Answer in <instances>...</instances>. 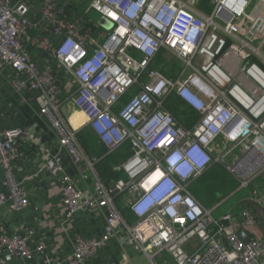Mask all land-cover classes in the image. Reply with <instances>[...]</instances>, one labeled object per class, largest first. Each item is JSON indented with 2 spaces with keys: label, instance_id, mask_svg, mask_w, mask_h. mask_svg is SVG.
Here are the masks:
<instances>
[{
  "label": "built area",
  "instance_id": "built-area-1",
  "mask_svg": "<svg viewBox=\"0 0 264 264\" xmlns=\"http://www.w3.org/2000/svg\"><path fill=\"white\" fill-rule=\"evenodd\" d=\"M36 1L0 0V72L12 68L26 79L16 80L17 89L39 93L38 116L54 136L58 151L86 174L84 179H92L91 196L85 198L69 176H60L66 218L94 209L107 212L100 238L77 239L76 263H82L120 232L126 244L136 247L152 264L163 254L173 264H264V241L243 239L231 213L214 215L216 206L203 207L189 192L190 184L212 163H223L227 155L223 151L230 142L239 141L243 147L253 142L231 167L242 178L238 190L264 177V153L259 151L261 140L264 142V72L252 62L254 58L264 62V0H210L209 15L198 8L202 0H88L82 15L94 12L99 21L109 24L104 27L106 34L98 35L103 43L91 29L99 23L82 19L79 25L75 17H69L66 8L71 0L63 6L58 5L59 0H40V22L30 23L31 5ZM145 16L150 19L145 20ZM243 25H247L244 33ZM45 29L61 38L57 45L47 37L27 35L29 30ZM28 46L48 52L57 68L71 77L76 91L70 101L107 154L125 144L130 146L132 156L117 168L126 178L117 180L112 189L96 175L97 160L86 156L77 132L62 117L55 70L49 66L38 69ZM130 49L140 58L131 56ZM223 49H228L224 54L228 63H244L241 70L253 82L241 76L248 85L257 87L251 103L245 106L251 118L242 112L233 94L237 86L243 91L245 87L231 85L230 79L222 85L212 76ZM162 52L184 65L174 79L150 68ZM134 87L136 93L119 105ZM171 95L197 113L198 119L190 128L177 125L164 108ZM19 135L16 129L0 132L1 183L8 191L3 200L16 213L28 203L15 174ZM256 136L261 140L255 141ZM157 173L159 177L149 182ZM260 186L249 198L264 213V188ZM120 195L127 196V208L136 220L133 225H128L115 207V198ZM169 208L175 211L174 216ZM240 218L241 226L252 230L254 215L244 210ZM34 235L29 229L11 236L0 232V251L23 260L46 256L43 244L30 246ZM46 264L61 263L53 259Z\"/></svg>",
  "mask_w": 264,
  "mask_h": 264
},
{
  "label": "crops",
  "instance_id": "crops-1",
  "mask_svg": "<svg viewBox=\"0 0 264 264\" xmlns=\"http://www.w3.org/2000/svg\"><path fill=\"white\" fill-rule=\"evenodd\" d=\"M67 1L59 0L58 5L63 6ZM71 3V6L66 8L67 14H69L71 19L75 17V22L80 25L82 18L79 17L87 6L88 0H71ZM40 8V0L31 5V13L28 16L30 23L40 22ZM90 22L97 24L100 21L99 19H90ZM98 25V28L104 30L103 26ZM52 34V32L47 33L45 29L42 31L29 30L27 35L30 37H47L53 44L57 45L61 38ZM27 50L31 60L38 69L42 70L44 67L49 66L55 70L57 85L60 90L58 102L61 104V114L70 128L76 132L87 128L84 118L81 117L77 108L70 101L71 95L76 91V84L71 77L66 71L57 68L56 60L48 52L39 47L29 46ZM263 51L264 48L262 50V55L264 56ZM223 62L222 59L216 65L225 73ZM252 62L264 72L262 66L264 62L262 60L254 58ZM224 75L229 78L228 75ZM240 79L245 83L247 82L242 76ZM16 80L26 82V79L23 76H17L12 68L6 67L0 72V132L8 129L20 131L18 138L19 157L15 163V174L26 193L28 203L19 213L9 209L8 203L3 200L8 191L1 183L3 173L0 166V232L11 236L22 229L33 230L35 235L30 246L34 247L35 244H43L46 256H36L32 260H23L17 259L7 252L0 251V264H46L47 261L49 262L53 259L59 260L61 264H78L73 255L77 239L88 241L100 238L104 231L107 212L104 209H94L81 212L70 220L66 218L65 209L61 202L60 176L63 174L69 176L85 198L91 196L92 179H84L86 174L76 168L68 156L58 151L54 136L48 131L44 121L38 116L39 104L37 99L39 98V93H34L29 88L17 89L14 84ZM238 84L244 86L242 82H238ZM253 90V86L249 84L248 90H245L248 93L243 92V90L241 92L249 96L248 94L252 95ZM103 151L107 154L105 147ZM129 156L124 157L121 163L115 169L113 168V172L116 174L113 175L112 179L110 175L102 177L106 188L112 189L115 181L126 178L123 172L117 171V168L132 155ZM50 162H55L56 165L51 166ZM158 177L159 175L155 178L157 179ZM263 184L264 177H262L261 184H255L253 189L258 188L260 185V188H264ZM237 188L238 186L235 187V189ZM201 204L208 209L216 206L214 205L215 202L212 201ZM115 207L120 214L122 212L127 217L129 216L127 196L120 195L117 197L115 199ZM244 210H249L254 215L255 225L252 230L241 226L240 213ZM226 212L233 215L236 224H238L240 237L246 240L258 237L264 241V213L249 198L248 194L247 196H240L227 210L220 212L218 215H223ZM159 260V263L154 261L153 263L173 264L172 259L167 254L160 256ZM80 264L152 263L136 247L128 246L125 242V235L118 232L101 248L95 250L92 255L84 258Z\"/></svg>",
  "mask_w": 264,
  "mask_h": 264
},
{
  "label": "trees",
  "instance_id": "trees-1",
  "mask_svg": "<svg viewBox=\"0 0 264 264\" xmlns=\"http://www.w3.org/2000/svg\"><path fill=\"white\" fill-rule=\"evenodd\" d=\"M80 17L84 20L90 21L83 15H81ZM96 28L97 27H91L93 33L96 31ZM160 62L161 59H158L156 65L160 64ZM131 94L133 95L134 93L132 92ZM131 94L124 95L121 98L119 105L125 104L131 97ZM171 113L173 114L176 122L186 128L191 127L198 119L197 113L186 107L178 98H175V101L171 105ZM76 139L82 147L86 156L90 159L97 160L94 169L96 175L100 177L102 181H104L103 178L107 175H110V178L112 179L113 175L116 174L113 172V168L115 169V167L121 163L124 157L129 156L130 154L132 155V151L128 144L123 145L116 152L106 154V152L103 151L104 146L97 140L96 136L89 129V127L77 132ZM220 165L221 164L218 163H212L200 177L195 179L190 184L189 192L199 203L206 204V202L212 201L214 194H216L217 192H230L237 186V180L227 174ZM117 197L119 196H116V198ZM127 210L129 216L127 217L122 212L121 216L124 218L128 225H133L136 221L135 217L128 208Z\"/></svg>",
  "mask_w": 264,
  "mask_h": 264
},
{
  "label": "rangeland",
  "instance_id": "rangeland-1",
  "mask_svg": "<svg viewBox=\"0 0 264 264\" xmlns=\"http://www.w3.org/2000/svg\"><path fill=\"white\" fill-rule=\"evenodd\" d=\"M209 1L210 0H202L198 5V8L201 11H203V13L206 15H209L212 11V8H211ZM87 18L89 20L90 19L91 20L92 19H99L98 15L94 12H91L90 15L87 16ZM105 29H107V28H105ZM246 30H247V25H245V26L243 25L242 26V32L244 33ZM100 33L106 34L102 28L101 29L96 28V31L94 32L93 36L98 40L99 43H103L104 39L98 37V35ZM227 52H228V49H225V50L223 49L222 52L219 54L218 60L215 62V64L219 63L220 60L223 59L224 62L222 64L224 65L225 70H226L225 74L229 76L230 84L231 85H237L238 82H242V83H244V87H245L244 89L247 90L248 85L243 80L240 79L241 75L246 76V78H247V75L244 74L245 72L241 70V66H243L244 63L241 66L239 65V63H235V62L233 63V65H231V63H228L225 60L226 58L224 57V54H226ZM263 53H264V51H263ZM129 54L136 59L140 58V55L136 51H134L133 49L129 50ZM158 59H161V62H160V64L156 65L157 64L156 62L158 61ZM262 66L264 68V63ZM183 67H184V65L180 61H178L174 57H171L170 55L163 53V52L160 53L154 59V61L152 62L151 66H150V68L156 69V70L160 71L161 73H163L166 77L172 78V79L176 78L179 75V73L183 70ZM230 67H234V68L228 69ZM145 78H146V74H144L142 76L141 81H144ZM251 81L253 82V80H249V82H251ZM228 82H229V80H228ZM230 84L228 85L229 88H231ZM136 91H137V89L134 87L133 89H131L128 92V95H130L132 92L135 93ZM175 98H177L175 95H171L164 102V108L168 109V111L170 113H171V105L175 101ZM237 103L239 104L242 112H244L248 117L251 118V115H249V112L245 109V105H243L238 100H237ZM172 116H173V114H172ZM173 118H174V116H173ZM182 118H183V116H182ZM174 120H175V118H174ZM175 122H176V120H175ZM177 125H179V124L177 123ZM258 138L259 137L256 136L255 141L261 140ZM252 143L253 142L251 140L250 143H248L246 146L243 147V145L242 146L238 145L239 141H235L234 143L230 142V143L226 144L228 146L223 151L224 152L223 154H227V155L225 157V160L223 161V163L220 166L225 170V172L227 174H229L230 176H232L233 178H235L237 180V186L238 187L242 182V178L239 174H236L235 172H233L231 167L234 164V162L246 152V149L248 147H250L252 145ZM261 144H262V146L259 148V151L264 153V142L262 140H261ZM261 182H262V177L259 176L254 182H251V184L249 185L248 188L241 189V190H238V188H237L235 190L233 189L234 191L232 190L230 192H219V193L217 192L216 194H214L212 202H215L214 205H216V207H217L214 215H217L220 212L227 210V208H229L233 204V202L235 200H237L240 196H247V194L250 195V191L254 188L255 184H261ZM189 191H190V189H189ZM199 204H201V203H199ZM194 244H195V242L191 243L192 246ZM159 258L160 257L156 258V260L154 262L159 263V261H160Z\"/></svg>",
  "mask_w": 264,
  "mask_h": 264
},
{
  "label": "bare ground",
  "instance_id": "bare-ground-1",
  "mask_svg": "<svg viewBox=\"0 0 264 264\" xmlns=\"http://www.w3.org/2000/svg\"><path fill=\"white\" fill-rule=\"evenodd\" d=\"M211 73H212V76L219 82V83H221L222 85H224V84H226V83H228V80H229V78H226V76L218 69V67H216L214 70H212L211 71ZM252 85V84H251ZM253 86V88H254V90H253V93H252V95L249 93L248 95L249 96H246V95H244L243 94V92H245V91H243V92H241L242 90H240L239 88H234L233 89V94H234V96L243 104V105H245V106H248L250 103H251V101H252V98L250 97V96H253V95H255V93L257 92V87L256 86H254V85H252ZM248 90V89H247ZM247 92V91H246ZM245 92V93H246ZM256 113V111L255 112H252V115H254ZM155 177H157V175L155 176ZM155 177H153L152 179H150L149 180V182H153L152 180H154V179H156Z\"/></svg>",
  "mask_w": 264,
  "mask_h": 264
},
{
  "label": "clouds",
  "instance_id": "clouds-1",
  "mask_svg": "<svg viewBox=\"0 0 264 264\" xmlns=\"http://www.w3.org/2000/svg\"><path fill=\"white\" fill-rule=\"evenodd\" d=\"M148 19H150V18L148 16H145V20H148ZM153 22L155 23V21H153ZM156 91L158 92L159 88H157ZM157 175H159V173H157ZM176 199L179 200V197H177ZM168 212H169V214H171L173 216L175 215V211L173 209H171V208L168 209ZM232 258H233V256L230 255L229 259H232Z\"/></svg>",
  "mask_w": 264,
  "mask_h": 264
},
{
  "label": "water",
  "instance_id": "water-1",
  "mask_svg": "<svg viewBox=\"0 0 264 264\" xmlns=\"http://www.w3.org/2000/svg\"><path fill=\"white\" fill-rule=\"evenodd\" d=\"M99 24L105 28H108L109 24L107 23V21L105 20H100ZM251 170V168L249 169V171Z\"/></svg>",
  "mask_w": 264,
  "mask_h": 264
}]
</instances>
